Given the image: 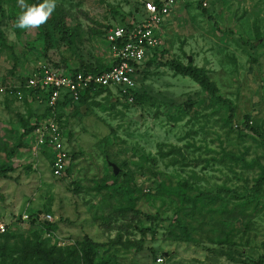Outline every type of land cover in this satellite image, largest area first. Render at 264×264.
Here are the masks:
<instances>
[{"label":"rangeland","instance_id":"obj_1","mask_svg":"<svg viewBox=\"0 0 264 264\" xmlns=\"http://www.w3.org/2000/svg\"><path fill=\"white\" fill-rule=\"evenodd\" d=\"M143 1L55 0L45 23L20 29L21 0H0V166L15 151L0 178V243H38L74 264H264V185L249 194L264 173V0H175L165 51L139 66L134 95L88 94L47 115L22 88L37 64L109 66L106 31ZM49 118L67 150L59 178L52 151L23 134Z\"/></svg>","mask_w":264,"mask_h":264},{"label":"built area","instance_id":"obj_2","mask_svg":"<svg viewBox=\"0 0 264 264\" xmlns=\"http://www.w3.org/2000/svg\"><path fill=\"white\" fill-rule=\"evenodd\" d=\"M174 5L175 0H162L160 7L153 0L143 1L141 12L135 17L125 20L122 26L109 28L105 35L111 56L107 70L101 73H74L37 64L26 79L24 88L45 93L46 106L51 113L64 99L76 103L87 90L108 89L118 91L119 96L132 95L137 69L152 58L154 50L163 45L160 27ZM3 90L0 84V92ZM16 95L21 98L19 90ZM49 119L36 124L35 145L37 148L46 145L52 149L51 174L59 178L66 170L67 150L61 129L53 118ZM26 218L24 215L23 219ZM45 219L48 220L47 217Z\"/></svg>","mask_w":264,"mask_h":264},{"label":"trees","instance_id":"obj_3","mask_svg":"<svg viewBox=\"0 0 264 264\" xmlns=\"http://www.w3.org/2000/svg\"><path fill=\"white\" fill-rule=\"evenodd\" d=\"M41 0H30V3L28 5H35L40 3ZM153 2L157 5V7L161 6V2L162 0H153ZM141 7V4H140ZM134 17V16H133ZM132 17V18H133ZM131 18V19H132ZM129 20V19H127ZM125 21V20H124ZM124 21H120L118 23H116L115 25L117 26H122ZM60 25V23H59ZM164 48L163 45L162 47H160V49H156L153 51L152 54V58L154 59L156 58V56H160L161 54H163L164 52ZM53 67L55 68H59L63 70L65 69V71L67 72H84V73H101L105 70L108 69L107 67H97V66H86L84 64H79L76 67H60L59 65H53ZM176 70L186 76L189 77L191 80H193L196 84H198L200 86V88L204 91L209 93L211 96H215L218 93V90L216 89L215 85H213L212 82H210L207 77H205L204 75H202L200 73V71H197L196 69H192L189 66L187 67H182L179 66L176 68ZM28 78L25 77L22 81V83L25 85L26 79ZM24 85L22 86L23 90H26L28 95L33 99V101L35 103L38 104L39 107V103L42 104L44 111L47 113V115H50L51 111L50 109L47 108L46 106V94L41 92L40 90H27L24 88ZM110 90L108 89H96V90H87L85 92H83V94H81L80 96V100L84 99L85 96H87L88 94H98L99 92L102 93H108ZM136 93V91H133L134 95ZM38 97V98H37ZM72 103H70V101H68V99H64V101L58 103V105L56 106V110L63 107L64 105H70ZM43 111V112H44ZM44 112V113H45ZM38 123V122H37ZM34 123L33 125H29V127L25 128L23 130V134L24 136H29L31 141H32V148L33 149H46V150H51L49 147H47L46 145L44 146H40V147H36L35 142H36V134L35 129H36V124ZM14 149L7 151L5 154V161L3 164H1L0 166V178H4L5 174L9 171L12 170L13 167V162H12V157L14 156ZM52 155H53V151H52ZM70 172L69 169L66 168V170L64 171L65 174H68ZM262 185H264V173H261V176L258 177L255 182L254 185L251 187L249 194L252 195V199H255L256 197H258L257 195L262 191ZM218 192H223V193H227L230 194V197H234V198H239V196L236 194L235 191H230L229 189H224V188H220L218 189ZM215 195L217 196V199L219 200L220 197H218L217 192H215ZM204 196H209L208 194H203ZM3 197H0V200H2ZM199 198H194V203L199 201ZM27 219H29V222L33 223L35 221L34 218L32 217H28ZM172 222L175 224L176 227H178L181 230V234L184 237H188V232L185 228V226L181 223V221L179 219H172ZM45 224V221L43 220V222ZM49 226V225H46ZM168 237H172L174 238V241H178L181 240V237H178L177 235L173 234L172 232H169V236ZM1 239L3 240L2 243H0V264H74V263H69L67 261L64 262V260L60 257L61 253L58 254H54L51 251H47L45 248L39 246L38 243H34L30 248H28L27 246L24 248H20L18 249V246L15 244H10L9 240L10 237H1ZM90 242H87V244L85 243L84 245V249L86 251V254H88L87 250H92V248L89 247ZM8 253H12L14 254L13 257H11V259L9 260V262H6V255ZM88 264H92V262L89 260Z\"/></svg>","mask_w":264,"mask_h":264},{"label":"clouds","instance_id":"obj_4","mask_svg":"<svg viewBox=\"0 0 264 264\" xmlns=\"http://www.w3.org/2000/svg\"><path fill=\"white\" fill-rule=\"evenodd\" d=\"M55 6V0H42V2L35 5L25 4L21 0L22 11L16 18V27L28 29L42 25L52 14Z\"/></svg>","mask_w":264,"mask_h":264},{"label":"water","instance_id":"obj_5","mask_svg":"<svg viewBox=\"0 0 264 264\" xmlns=\"http://www.w3.org/2000/svg\"><path fill=\"white\" fill-rule=\"evenodd\" d=\"M137 120H140V117H137ZM113 168V174H117V168L114 165H111Z\"/></svg>","mask_w":264,"mask_h":264}]
</instances>
